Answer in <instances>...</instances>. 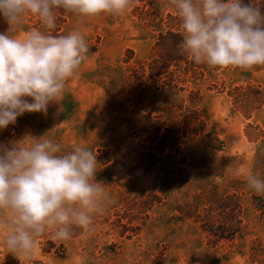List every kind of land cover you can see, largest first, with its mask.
I'll return each instance as SVG.
<instances>
[{"label": "rangeland", "instance_id": "rangeland-1", "mask_svg": "<svg viewBox=\"0 0 264 264\" xmlns=\"http://www.w3.org/2000/svg\"><path fill=\"white\" fill-rule=\"evenodd\" d=\"M149 1L150 17L141 0L121 16L84 18L66 11L58 34L78 29L89 45L86 59L47 114L25 113L0 130V143L44 136L64 153L77 145L90 148L98 162L96 180L105 183L113 203L93 215L91 232L72 225L66 241H53L46 232L28 259L0 244V264H264V195L245 181L249 171L264 180V104L257 92L264 93V66H208L191 85L201 91L205 129L182 138L177 150L157 152L152 137L166 127L164 110L139 102L131 76L136 61L153 58L159 34L169 28L168 16L177 10L171 0ZM255 4L264 9V0ZM9 28L0 15V33ZM32 28L49 32L29 15L9 35ZM189 94L177 97L182 106L177 114L190 106ZM210 189L235 195L241 206L242 231L234 240L211 242L177 210ZM51 247V253L43 252Z\"/></svg>", "mask_w": 264, "mask_h": 264}, {"label": "clouds", "instance_id": "clouds-1", "mask_svg": "<svg viewBox=\"0 0 264 264\" xmlns=\"http://www.w3.org/2000/svg\"><path fill=\"white\" fill-rule=\"evenodd\" d=\"M132 0H0L10 26L0 33V130L25 113L47 114L86 59L89 45L77 29L67 35L40 28L9 35L27 16L44 29L56 27V11L84 18L124 15ZM182 29L181 55L212 68L264 66V9L255 0H171ZM28 98H31L30 100ZM97 159L87 147L64 153L59 143L40 137L0 143V244L30 258L38 238L72 236V225L91 232L93 215L113 201L96 180ZM246 186L264 195V180L251 171Z\"/></svg>", "mask_w": 264, "mask_h": 264}, {"label": "trees", "instance_id": "trees-1", "mask_svg": "<svg viewBox=\"0 0 264 264\" xmlns=\"http://www.w3.org/2000/svg\"><path fill=\"white\" fill-rule=\"evenodd\" d=\"M141 1L144 2L143 13L149 17L154 15L151 1ZM244 3H249V0H244ZM59 13H63V17ZM65 13L63 9L56 11V27L49 30L56 36H59L58 33L65 23ZM168 19L169 28L159 34L154 48L155 55L149 61H136L131 76L134 83L133 93L137 94L139 102L148 107H162L164 110L166 127L163 131L161 127L153 131L155 136L152 137V142L157 152L177 150L182 138L199 134L205 129L203 111L198 107L202 102L201 91H195L191 85L204 77L208 66L196 64L180 54L178 46L182 40V29L178 14L169 15ZM186 92H190V106L183 107V112L177 114L176 109L182 110V106L176 103L177 97ZM257 92L264 104V93L259 89ZM243 96L246 97V94ZM177 210L181 216L199 224L211 242L234 240L242 231V210L235 195L220 196L216 189H210L189 197ZM50 245L56 246L53 243ZM52 248L43 249V252L51 253ZM62 248L64 249L63 246ZM55 254L61 258L64 256L63 251H56ZM33 264L48 263L38 260Z\"/></svg>", "mask_w": 264, "mask_h": 264}]
</instances>
